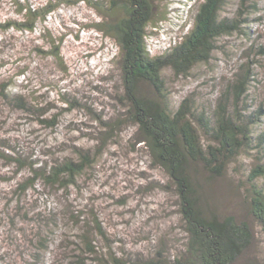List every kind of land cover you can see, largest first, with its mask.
<instances>
[{
    "label": "rangeland",
    "instance_id": "1",
    "mask_svg": "<svg viewBox=\"0 0 264 264\" xmlns=\"http://www.w3.org/2000/svg\"><path fill=\"white\" fill-rule=\"evenodd\" d=\"M201 1L155 0V10L166 18H156L159 24L149 27L147 41L153 54L180 40ZM231 1L225 14L234 11L236 0ZM257 1L260 10L252 17L262 19L246 23L255 30L254 38L235 33L223 36L211 60L199 63L186 76L165 71L175 104L195 93L200 100L212 101L243 69L241 64L255 72L251 84L255 105L264 103V57L257 56L256 61L250 51L254 41L264 44V0ZM28 7L39 14L33 27L24 24L23 29L0 35V80L9 79L15 91L30 93L42 107H48L46 115H57V122L45 126L32 119L34 115L0 101V133L19 140L35 158L48 157L49 149L73 154L68 143L97 148L100 133L93 131L102 130L98 116L107 119L116 114L122 90L118 45L97 27L105 17L86 0H0V19L24 21ZM55 50L59 57L53 55ZM134 129L127 125L119 130L118 141L111 140L100 151L90 175L78 188L37 182L35 188L20 193L21 173L0 162V264H19L37 247L49 251L44 255L48 264H69L95 219L117 247L142 252L163 239L177 252L185 238L176 196L165 187L168 177L152 165ZM219 188L222 202L238 208L241 199L235 188L229 183ZM258 236L263 255L264 235Z\"/></svg>",
    "mask_w": 264,
    "mask_h": 264
},
{
    "label": "trees",
    "instance_id": "2",
    "mask_svg": "<svg viewBox=\"0 0 264 264\" xmlns=\"http://www.w3.org/2000/svg\"><path fill=\"white\" fill-rule=\"evenodd\" d=\"M86 1L105 17L97 27L113 37L119 48L120 106L110 118L98 116L102 130L93 131L100 133L97 148L66 144L74 148L73 154H56L49 149L45 153L48 157L35 158L19 140L0 133V162L21 173L19 192L35 188L37 182L64 189L80 187L100 151L111 140L118 141L119 130L129 125L135 128L134 136L144 145L152 165L169 179L165 187L176 196L185 240L177 252L163 239L142 252L117 247L101 221L95 219L68 263L264 264L258 236L264 235V103L255 105L251 95L254 70L241 64L243 69L212 101L200 100L195 93L177 104L165 77L168 69L176 76H186L199 63L211 60L223 36L235 33L254 38L255 30L246 23L262 19L252 17L260 10L258 1L236 0L232 15L224 13L231 0L198 2L187 32L157 54L148 45L149 27L159 24L156 18L166 17L155 10V0ZM23 15L24 21L0 19V35L23 29L24 24L32 28L39 16L31 7L24 8ZM250 51L257 61V56L264 57V44L256 40ZM53 55L60 54L55 50ZM0 101L34 115L31 118L45 126L57 122V115H46L48 107H42L30 93L15 91L9 79L0 80ZM223 183H229L239 194L238 208L222 202L219 186ZM38 243L43 245L42 240ZM47 252L37 247L19 264H48Z\"/></svg>",
    "mask_w": 264,
    "mask_h": 264
}]
</instances>
